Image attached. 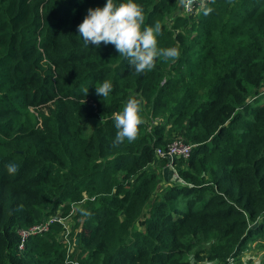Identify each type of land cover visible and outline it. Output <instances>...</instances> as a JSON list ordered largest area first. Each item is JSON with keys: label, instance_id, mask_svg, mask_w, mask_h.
Masks as SVG:
<instances>
[{"label": "trees", "instance_id": "trees-1", "mask_svg": "<svg viewBox=\"0 0 264 264\" xmlns=\"http://www.w3.org/2000/svg\"><path fill=\"white\" fill-rule=\"evenodd\" d=\"M106 2L0 0V264H227L263 249L264 0L191 13L135 0L161 23L158 46L180 51L141 74L79 36ZM133 97L144 123L115 144L113 114ZM175 139L191 155L161 173L156 150ZM73 208L69 243L55 221L20 247L21 229Z\"/></svg>", "mask_w": 264, "mask_h": 264}, {"label": "clouds", "instance_id": "clouds-1", "mask_svg": "<svg viewBox=\"0 0 264 264\" xmlns=\"http://www.w3.org/2000/svg\"><path fill=\"white\" fill-rule=\"evenodd\" d=\"M193 3L194 0H181V4L186 9L191 8ZM144 11L143 6L135 0H125L121 3L107 0L103 7L87 10V15L78 25L79 36L83 38L85 46L94 45L96 49L100 48L102 43L113 45L119 56L125 58L129 67L137 74L152 71L156 67L158 58L175 62L180 56L179 49L158 46V37L162 35V25L156 21L153 25L146 26ZM212 11V8L206 7L204 15ZM95 90L98 96L107 98L113 92V84L105 80ZM83 92L87 96L89 88L85 87ZM142 104V98H130L122 111L113 114L117 130L115 144L123 143L125 140L131 143L138 138L139 127L144 123L141 115ZM7 167L9 173L17 171L15 164H9Z\"/></svg>", "mask_w": 264, "mask_h": 264}, {"label": "built area", "instance_id": "built-area-1", "mask_svg": "<svg viewBox=\"0 0 264 264\" xmlns=\"http://www.w3.org/2000/svg\"><path fill=\"white\" fill-rule=\"evenodd\" d=\"M208 1L209 0H194L193 5L191 6V8H188V9L184 8V6L181 4V0L179 4H180V7H182L186 12L191 13L193 11H196L198 8L204 6L206 2ZM192 149H193V145L184 143L180 139H175L165 149L158 148L156 151L159 157L166 158L168 160L169 165L173 166L175 160L178 157H185V158L189 157L191 155ZM74 211L75 209L73 208L70 214L67 215L66 217H62L59 213L58 215L51 216L45 222L36 224L30 228L21 229L20 235L22 238H21L20 247L21 248L24 247L26 239L30 235L44 233L45 231L49 229L50 225L54 223L55 221H59L63 223L64 229H65L62 232L63 237H64V240L68 241L69 243L71 241L70 239H71V230H72V222H73L72 215L74 214ZM250 252L252 251L245 252L241 256L229 257L227 259V264H238L239 260H241V264H250V259H249Z\"/></svg>", "mask_w": 264, "mask_h": 264}, {"label": "rangeland", "instance_id": "rangeland-1", "mask_svg": "<svg viewBox=\"0 0 264 264\" xmlns=\"http://www.w3.org/2000/svg\"><path fill=\"white\" fill-rule=\"evenodd\" d=\"M85 124L87 125L86 128V135L90 133V129L93 125L96 124V121L94 119H90L89 121H86ZM90 125V126H89ZM167 166L172 168L169 163L166 165V167H160V172L162 173L163 171H166ZM257 245V244H255ZM250 264H264V248H253L252 252H250Z\"/></svg>", "mask_w": 264, "mask_h": 264}]
</instances>
